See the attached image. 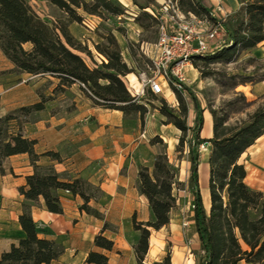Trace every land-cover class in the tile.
<instances>
[{"label":"trees","instance_id":"1","mask_svg":"<svg viewBox=\"0 0 264 264\" xmlns=\"http://www.w3.org/2000/svg\"><path fill=\"white\" fill-rule=\"evenodd\" d=\"M49 1L65 13L64 20L48 22L37 13L29 0H0V48L13 63L12 71L58 78L55 91L78 83L96 105L121 110L126 117L139 114L143 118L148 109L139 101V97L131 94L124 81V76L133 69L124 59L114 33L108 32L104 41L95 44L104 59L91 67L80 53L91 56V50L69 29L72 22L83 20L79 10L108 17L123 15L125 7L117 0ZM133 1L142 9L155 4V0H145L143 3ZM177 1L182 11L192 12L199 17L208 16L221 26L224 33V44L212 53L195 55L193 64L204 76H212L222 85L229 86L239 99L251 105L252 101L235 89L240 84L252 81V75L221 74L210 66L231 63L243 51L264 42V0H242L241 6L224 20L212 16L208 0ZM146 19H150L151 23H146ZM137 20L146 29L157 23L145 10ZM28 43L29 48L25 46ZM206 68H209L208 71ZM185 90L196 109L193 126H189L185 120L189 107L182 91L176 90L180 102L178 108L162 99L160 110L169 122L183 131L177 149L181 150L188 143L191 161L188 184L194 197V221L200 243V248L194 251L195 264H264V190L255 189L247 183L248 170L240 161L243 154L264 135V102L248 113L246 118L232 122L230 110L210 106L213 135L203 137L204 108L187 85ZM40 97L38 102L20 106L0 116V172H5L6 158L19 153H28L35 167L34 172L26 177V185L19 188L25 197L20 214L25 236L2 254L0 264H51L64 252L62 243L40 235L41 229L32 216L33 202L39 197L44 198L50 212L63 213L59 190H68L82 198L80 209L91 213L94 209L90 202L99 200L103 195L100 186L83 177L62 174L51 164H39L41 156L59 161L62 158L54 150L37 153V140L24 135L21 124H18V131L12 130L11 122L18 121L20 114L29 115L45 109L48 97L43 94ZM237 99L229 101L227 105L233 107ZM189 131L191 135L186 139ZM151 142L163 143V139L156 135ZM201 145L209 147V209L205 207L200 188ZM178 174V167L169 161L166 151L156 155L152 171L145 165L139 168L138 189L149 201L151 219L138 221L136 214L132 218L134 229L140 232L134 246L138 264H171V255L151 263L146 261V255L152 229L159 230L170 223L171 212L177 204L174 189L180 184ZM108 226L106 223L104 228ZM95 244L107 250L114 247V242L102 233L96 236ZM86 261L110 264L106 254L95 250L89 252Z\"/></svg>","mask_w":264,"mask_h":264},{"label":"crops","instance_id":"2","mask_svg":"<svg viewBox=\"0 0 264 264\" xmlns=\"http://www.w3.org/2000/svg\"><path fill=\"white\" fill-rule=\"evenodd\" d=\"M69 28L79 39L85 32L77 22ZM13 67L0 48V116L40 101L39 83L27 95L22 92L25 82L34 78L39 82L49 80L45 109L38 111L34 120L25 122L22 132L37 140V153L54 150L61 155L60 161L41 156L39 164H51L62 174L83 177L103 191L99 200L90 202L94 209L91 213L81 210L82 198L68 190H59L63 213L50 212L42 196L33 202L32 216L41 229L40 235L64 246V252L51 264H96L86 261L91 250L106 254L110 264H138L134 246L140 232L134 229L132 218L134 214L138 221L151 218L149 201L138 189V172L140 165L151 166L154 161L157 149L149 138L158 134L156 123L150 118L142 129L139 118H127L121 110L100 107L82 93H77L71 106L67 105L65 96L55 94L59 79L50 75L11 72L22 80L9 88L1 71ZM74 86L78 84L65 89L75 90ZM11 128L19 130L16 120L11 122ZM211 136L208 132V137ZM4 167L5 172H0V258L25 236L20 223L25 197L19 188L26 185V177L35 170L28 153L7 157ZM199 174L200 180L203 174L209 180L208 156L204 161L200 159ZM192 222L193 240L174 246L177 249L171 253V264H195L194 251L200 248V243L194 219ZM106 223L109 226L104 228ZM180 225V219L171 218L168 225L152 231L147 262L164 257V229H177L174 236L180 238ZM100 233L114 242L112 250L96 246L95 238Z\"/></svg>","mask_w":264,"mask_h":264},{"label":"rangeland","instance_id":"3","mask_svg":"<svg viewBox=\"0 0 264 264\" xmlns=\"http://www.w3.org/2000/svg\"><path fill=\"white\" fill-rule=\"evenodd\" d=\"M117 1H119L125 7V13L121 16L109 15L108 17H100L98 15L88 14L82 10H79V13L83 16V20L77 23L82 25V29L85 32L81 39L77 38L74 34L73 35L84 45L88 46V49L91 50L92 55L89 56L86 53H80L91 67L95 66L96 63H101V60L104 59V55H101V53L98 52L95 44L104 41V36L108 32L112 31L120 44L124 59L133 69L132 72L137 74L138 72L147 70L149 74H152L153 69L149 68L148 66H151L150 57H153L156 54L155 48L158 41V26L156 23L155 25H151L146 29L140 25L137 18L143 10L148 12L146 8L157 6L159 1L161 0H155V4L150 5L144 9L134 3L133 0H131L128 5L125 4L128 2V0ZM139 1H141V3L145 2V0ZM217 1L218 0H208V7L210 9H213ZM29 2L37 11V13L42 18L48 20V22L50 23H56L66 18L65 13H63L57 6L51 4L49 0H29ZM221 2L224 6V9L229 14L237 10L242 4V0H221ZM149 22L151 23V20L146 19V23ZM25 46L29 48L30 43L26 44ZM132 53H135V55H133ZM210 67L214 69L213 71H217V73L220 72L221 74L238 73L242 75H252V81L240 84L235 89V91L237 92H243L246 95L247 99L249 101H252V104L247 105L244 100L238 98L237 94L234 91L229 89V86L222 85L214 77L204 76L201 70L194 64L193 66H186V85L195 93L200 104L204 108L205 122L204 128L201 132V135L203 137H208V132L213 135V118L210 112V106L218 110L222 107L230 110V117L232 122L236 119L246 118L248 116V113L254 111L264 102V42L258 44L256 47L250 50L243 51L237 57V59L231 63L212 64ZM208 69L209 68H206V71H208ZM11 72H13L12 69L1 71L3 78L8 79L7 85L9 88L13 84L18 83L22 80L18 79L15 74H11ZM124 78L127 79L126 76H124ZM161 79L163 80V77H161ZM39 81L40 80H37V78L28 80L24 83L26 84V86L24 89H22V92H26L27 95H29V93L33 90L32 86L39 83L38 87L40 90L42 89V93L40 94V96L42 94L46 96L51 83L49 80H44L42 82ZM169 84L170 87L167 85L164 94L160 95L152 94L148 87L145 88L144 92L140 91V94L138 95L139 101L141 103H144L148 110L143 118L140 117L139 114H136L132 117H127L137 119L139 118L140 122L142 123V129L145 127L148 119L150 118L156 123L158 127V134L156 135H159L163 139V143L151 142V139H153L156 135L149 138L150 143L157 149L156 155L161 151H166L169 157V161L173 165L178 167L179 170L178 181L180 182V184H177L174 189V194L177 197V204L171 212V218L174 221L180 219V226H182L183 229L182 227H180V238L174 236L177 234V229H164V257L166 255H171L173 249H177L176 247H174L175 245L179 247V244L184 245L186 242H188L187 240H193L194 232V224L192 222V220L194 219V208L192 206L194 204V197L193 193L189 189L188 184L191 167L188 143L186 142L182 146L181 150L177 149L180 139L183 136V131L179 129L174 123L169 122L168 117L162 114L160 110L162 99H165V101H167V103L174 108H178L180 105L177 91L174 89L171 82H169ZM127 86L129 87V83L127 84ZM74 87L75 90L58 89L57 91H55V94L60 97L65 96L67 105L70 106L72 105L71 102H74L73 100L74 98H76L77 93H82L83 96L88 97L86 93L81 89V86L79 84L78 86ZM132 90L136 93L135 89L132 88ZM181 93L186 99L189 107L188 114L185 120L189 126H193L196 115L194 102L187 90H184ZM234 99H237L236 104L233 107L228 106L227 103ZM37 116L38 113L36 111L30 113L29 115L20 114L17 124H21V127H23L25 122L32 121L37 118ZM156 131L157 130L155 129V132ZM190 135L191 131L187 133L186 139H188ZM200 153V159L204 161L209 155V147L201 145ZM240 161L246 165L248 170V177L246 179L247 183L255 189L264 190V136L257 140L255 145L249 148L248 151L243 154ZM204 165L206 164L203 163V166ZM148 167L152 171L154 167V161L151 166ZM200 188L205 207L209 209V180H205L204 174L202 175L200 180ZM100 198L101 196L99 197V199ZM184 222H188V225L184 226ZM154 230L155 229H152V231ZM178 239L181 242H179ZM191 248L192 247L190 245V249Z\"/></svg>","mask_w":264,"mask_h":264},{"label":"built area","instance_id":"4","mask_svg":"<svg viewBox=\"0 0 264 264\" xmlns=\"http://www.w3.org/2000/svg\"><path fill=\"white\" fill-rule=\"evenodd\" d=\"M146 9L157 20L158 41L156 54L150 57L151 66H148L153 73L143 70L136 74L142 84L141 91L148 87L152 94H164L166 84L170 87L171 82L175 90L183 92L187 82L185 67L193 66L195 55L212 53L220 48L225 42L223 30L208 16L199 17L182 11L177 0H161L157 6ZM211 12L218 20H224L229 15L221 0ZM124 81L126 85L129 83L127 87L131 94L138 98L140 91L131 86L130 79L124 78ZM192 206L194 208V204ZM187 225L188 222H184V226Z\"/></svg>","mask_w":264,"mask_h":264},{"label":"bare ground","instance_id":"5","mask_svg":"<svg viewBox=\"0 0 264 264\" xmlns=\"http://www.w3.org/2000/svg\"><path fill=\"white\" fill-rule=\"evenodd\" d=\"M127 78L130 79L131 86L133 88H135L137 91L142 90V84H141L140 80L137 78L135 73H133V72L129 73Z\"/></svg>","mask_w":264,"mask_h":264},{"label":"water","instance_id":"6","mask_svg":"<svg viewBox=\"0 0 264 264\" xmlns=\"http://www.w3.org/2000/svg\"><path fill=\"white\" fill-rule=\"evenodd\" d=\"M207 144V143H206Z\"/></svg>","mask_w":264,"mask_h":264}]
</instances>
